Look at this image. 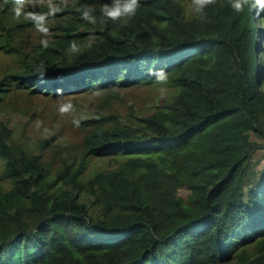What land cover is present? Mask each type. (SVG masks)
I'll return each mask as SVG.
<instances>
[{
    "label": "trees",
    "instance_id": "trees-1",
    "mask_svg": "<svg viewBox=\"0 0 264 264\" xmlns=\"http://www.w3.org/2000/svg\"><path fill=\"white\" fill-rule=\"evenodd\" d=\"M110 4L35 0L14 25L2 10L0 47L17 67L0 78V107L13 92L89 91L101 103L75 120L76 151L54 146V160L0 119V264H264V167L253 162L264 141V4L236 12L212 0L200 19L192 0H138L125 22L104 15ZM44 23L49 33L25 47L19 34ZM142 87L165 96L147 113L111 108ZM90 156L117 166L86 174Z\"/></svg>",
    "mask_w": 264,
    "mask_h": 264
},
{
    "label": "rangeland",
    "instance_id": "rangeland-1",
    "mask_svg": "<svg viewBox=\"0 0 264 264\" xmlns=\"http://www.w3.org/2000/svg\"><path fill=\"white\" fill-rule=\"evenodd\" d=\"M35 0H25L21 3L25 8L33 6ZM51 2V1H50ZM3 9L7 12L12 7H6L3 1H0V18ZM13 18L7 21V24L14 25L18 22V16L10 14ZM256 25L264 29V23L258 17H255ZM8 26V25H7ZM49 25L44 23L41 28H29L19 34V38L24 41L25 47H29L41 37L48 34ZM259 34V32H258ZM5 31L0 30V46ZM261 50L258 56V62L264 61V35L261 32ZM263 54V55H261ZM17 67L15 55L6 52L4 47H0V78L3 75L12 72ZM54 88L53 84L48 85ZM123 98L117 101L111 107L118 106L123 114L129 112V106L134 105L138 113H147L157 103H160L164 96V89L154 87L133 88L123 91ZM101 103V95L94 92H72L66 95L44 96L41 93L27 94L22 92H13L4 99V104L0 107V119L8 124L13 130L14 137L21 140L22 144L31 145L35 151H41L44 159L54 160L60 153H55L54 146L67 148L70 151H76L82 142L84 131L75 124L77 118L91 116L97 110V105ZM53 137L50 147H43L42 142L45 139ZM253 139V137H252ZM254 150V163L261 171L264 167V141L258 140ZM45 148V149H44ZM63 155V154H62ZM86 174L100 168H114L115 162H109L106 157L90 156L88 159ZM2 161L0 160V176ZM1 178V177H0ZM189 191L185 188L180 190L184 196Z\"/></svg>",
    "mask_w": 264,
    "mask_h": 264
},
{
    "label": "clouds",
    "instance_id": "clouds-1",
    "mask_svg": "<svg viewBox=\"0 0 264 264\" xmlns=\"http://www.w3.org/2000/svg\"><path fill=\"white\" fill-rule=\"evenodd\" d=\"M211 2L212 0H192V7L194 12L198 15V18H204L205 7ZM246 3L247 0H230V7L236 12H240L243 10ZM261 3L264 4V0H261ZM137 4L138 0H111V4L104 8V15L113 21L120 20L121 22H125V20L122 18H130L134 16L136 13ZM12 12L15 16L21 15L22 6L20 4V0H13ZM25 17L34 21L43 18L42 14L33 13H26ZM82 17L84 19H92L87 10L82 12ZM149 75L154 76L157 81L166 79V74L164 73L163 69H152L149 71Z\"/></svg>",
    "mask_w": 264,
    "mask_h": 264
}]
</instances>
